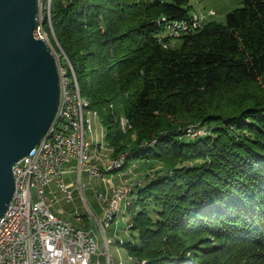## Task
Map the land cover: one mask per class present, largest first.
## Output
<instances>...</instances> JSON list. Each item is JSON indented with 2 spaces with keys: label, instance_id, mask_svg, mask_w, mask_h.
<instances>
[{
  "label": "trees",
  "instance_id": "obj_1",
  "mask_svg": "<svg viewBox=\"0 0 264 264\" xmlns=\"http://www.w3.org/2000/svg\"><path fill=\"white\" fill-rule=\"evenodd\" d=\"M49 15L57 62L70 60L112 158L125 155L118 170L165 164L130 192L136 264H264V0L177 47L165 42L188 0H51Z\"/></svg>",
  "mask_w": 264,
  "mask_h": 264
},
{
  "label": "built area",
  "instance_id": "obj_2",
  "mask_svg": "<svg viewBox=\"0 0 264 264\" xmlns=\"http://www.w3.org/2000/svg\"><path fill=\"white\" fill-rule=\"evenodd\" d=\"M60 100H65V107L57 108L58 121L51 140H40L13 165L15 188L0 218V264H92V255L97 251L92 231L76 232L71 222L50 209L55 202L71 201L74 188L82 191L93 177L104 178L107 168H98L84 156V137L74 133L71 102L64 94V87H60ZM38 145H45L43 158H36ZM70 169L77 170V185L68 183L64 177ZM83 171L87 176L85 182ZM125 185L131 184L120 182L114 186L110 197L97 193L104 203L98 220L100 227Z\"/></svg>",
  "mask_w": 264,
  "mask_h": 264
},
{
  "label": "water",
  "instance_id": "obj_3",
  "mask_svg": "<svg viewBox=\"0 0 264 264\" xmlns=\"http://www.w3.org/2000/svg\"><path fill=\"white\" fill-rule=\"evenodd\" d=\"M38 0H0V218L15 188L13 165L41 140L60 101L57 61L35 36Z\"/></svg>",
  "mask_w": 264,
  "mask_h": 264
},
{
  "label": "rangeland",
  "instance_id": "obj_4",
  "mask_svg": "<svg viewBox=\"0 0 264 264\" xmlns=\"http://www.w3.org/2000/svg\"><path fill=\"white\" fill-rule=\"evenodd\" d=\"M50 2L51 0H49V13H47V4L45 2L43 3L42 9L45 11L44 18H48L50 16ZM188 4L190 15H196L198 18V25L197 28L189 34L181 35V38L194 34L209 21L225 22L226 14L234 8L240 6L241 0H188ZM44 18L41 24H38L37 36L46 40L50 50L56 58V61L62 62L66 58L65 53L62 51L61 46L55 38L51 26L49 25L48 31L45 27H43L45 24ZM34 33L36 34V30ZM180 37H167V41L165 40L166 46H179L182 42V39H179ZM67 60L69 59H66V66L69 67L71 63H68ZM57 64H61L67 70V67L62 63L57 62ZM104 128L105 126L101 123L100 119L93 116L92 130L86 133V137L89 139L92 135L94 137L93 139L95 141L97 140L98 143L91 150L92 154L88 159L94 156L96 163H91L94 165L96 164L99 168L110 165L112 166L110 169H108V167L106 168L104 178L100 176L93 177L91 183H88L82 191L79 188H75L74 196L71 201L61 200L59 202H55L50 209L51 211L58 213L61 217L68 219L73 225L93 232L98 246L97 251L92 255V264H108V257H111V264H136L140 261L139 258L130 255L126 248V244L128 242L136 239V232L133 229H130V226L128 225L132 218V212L136 207H138L136 206L135 193H129V196L127 197V205L124 207L120 206L117 211L115 210V214H113V217L111 218L112 220L109 224L110 226L105 229L102 226L100 227L97 218L93 215V213H91V210L97 215H100L104 207V203L97 195L98 192H101L104 196L110 197L112 195L111 193H113L114 186L117 183L128 182L131 184L130 186H133L134 183L139 185L141 179H137V177L139 178L142 176L145 180L147 176H156L157 172L160 170L164 171L165 164L160 160H143L141 158L133 160L129 159V162L132 163L128 164L126 170L122 169L119 171L118 168H120L123 164L125 155L119 162L109 164L110 162L119 159L121 155L118 158H112V152L101 145L103 143L100 142L102 140L104 141ZM189 128L190 127L187 129ZM204 129L205 128L196 124L194 126V131L191 132L193 133L191 137L197 136L199 133H205ZM132 136L134 137L135 135L132 134ZM100 137H102V139ZM64 177L68 183L72 181L75 185L78 184L77 170H67L64 173ZM109 177H111L113 181L117 180V182L112 184L111 195L107 194V178ZM144 180L141 181L140 185L144 183ZM82 181H87L85 171H83ZM149 205H151V203H149ZM139 206L142 205L140 204ZM211 241L213 243H217V240L212 238ZM143 262L144 261H142V263Z\"/></svg>",
  "mask_w": 264,
  "mask_h": 264
},
{
  "label": "bare ground",
  "instance_id": "obj_5",
  "mask_svg": "<svg viewBox=\"0 0 264 264\" xmlns=\"http://www.w3.org/2000/svg\"><path fill=\"white\" fill-rule=\"evenodd\" d=\"M44 2L47 4V11H48L47 13H49V0H38V15H37L38 24H41L43 18L45 17V11L42 9ZM197 25H198V18L196 15H193L191 20H187V19L174 20L169 25V34L171 36L177 37L185 32H189V30H192L193 26L195 28L197 27ZM57 66L60 75V87H64V94L68 97L69 101L71 102L74 133L83 134L84 156L88 159L91 156V150L94 148V146H96L98 142L97 140L96 141L89 140L86 137V133L92 130L93 116L97 117V114L96 111H92V109L91 110L89 109L87 98L81 95L79 84L71 65H69L71 74H67L65 67H63L61 64L59 65L57 64ZM62 68H64V70H62ZM58 107H65V100H60ZM57 121H58V110L50 127L48 128L46 134L41 138V140L43 141L51 140L53 136V129L54 126H56ZM124 123L125 122L123 121L122 122L123 126ZM101 145H103L106 149H109V151L112 152V148L110 147V145H107L106 143ZM44 154H45V145H38L36 147V158H43ZM123 157L124 154H122L119 157V159L112 161V164L119 162L120 160H122ZM111 166L112 165L107 166L108 169H110ZM131 189L132 186L125 185L123 187L122 194L116 196L115 207L112 208L109 213H106V218L103 221L102 227H104V229L110 226L109 224L112 220L111 218L113 217V214H115L114 213L115 210L117 211L120 206L127 205V197L129 196ZM72 226L76 230V232H81V233L91 232L90 230H85L84 228L77 227L73 224ZM108 263H111V257H108Z\"/></svg>",
  "mask_w": 264,
  "mask_h": 264
},
{
  "label": "crops",
  "instance_id": "obj_6",
  "mask_svg": "<svg viewBox=\"0 0 264 264\" xmlns=\"http://www.w3.org/2000/svg\"><path fill=\"white\" fill-rule=\"evenodd\" d=\"M103 137H104V134H103ZM94 137L91 135V137L89 138V140H92ZM101 139H102V137H100ZM104 139V138H103ZM94 140V139H93ZM104 143L105 142V140L103 141H101V143ZM105 149V148H104ZM91 154H92V152H91ZM97 158V157H96ZM98 161V160H97ZM94 163L95 162V157L93 156V157H91L90 158V163ZM91 163V164H92ZM96 163V162H95ZM94 165V164H93ZM95 166H96V164H95ZM102 166H104V165H102ZM98 167V166H97ZM99 168V167H98ZM102 168H105V166L104 167H102ZM102 168H100V169H102ZM108 173H111V172H108ZM107 180H108V185H107V194H110L111 193V187H112V184L113 183H115V182H117V180L116 181H113V179L111 178V177H109V178H107ZM70 184H74L72 181H70L69 182ZM118 184V183H117ZM117 184H115V186L117 185ZM75 189V188H74ZM112 194V193H111ZM110 194V195H111ZM73 196H74V192H73ZM104 206V205H103ZM103 210H104V207H103V209H102V211H101V213H100V215H97L94 211H93V215L97 218V220H99V218H101V216H102V214H103ZM58 217H60V218H62V219H64V220H66V221H69L68 219H66V218H63V217H61L58 213H56V212H54ZM70 222V221H69Z\"/></svg>",
  "mask_w": 264,
  "mask_h": 264
}]
</instances>
